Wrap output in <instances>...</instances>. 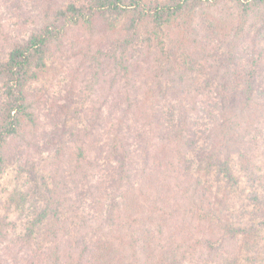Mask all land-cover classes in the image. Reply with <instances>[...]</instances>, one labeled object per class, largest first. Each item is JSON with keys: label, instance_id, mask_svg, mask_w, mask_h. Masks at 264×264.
<instances>
[{"label": "trees", "instance_id": "16d2710c", "mask_svg": "<svg viewBox=\"0 0 264 264\" xmlns=\"http://www.w3.org/2000/svg\"><path fill=\"white\" fill-rule=\"evenodd\" d=\"M8 1L0 0V19ZM229 1L230 28L229 19L221 24L209 15ZM39 6L47 17L40 32L25 41L0 34V166L32 147L48 154L50 185L32 231L44 228L54 264H189L199 248L223 257L242 228L220 209L208 173L239 186L232 154L252 165L249 153L264 139V0H44ZM111 15L130 23L112 26ZM148 26L150 42L160 46L138 45ZM157 52L162 63H151ZM174 53L206 66L203 87L217 109L207 110L213 116L206 145H198L188 120L199 110L182 96L181 105H160L183 92L173 74L187 71L172 61ZM57 56L74 66L65 101L48 103L34 80ZM82 113L87 127L61 129L63 119ZM259 176L262 186L251 201L253 213L264 217ZM9 225L0 214V242Z\"/></svg>", "mask_w": 264, "mask_h": 264}, {"label": "rangeland", "instance_id": "374dc122", "mask_svg": "<svg viewBox=\"0 0 264 264\" xmlns=\"http://www.w3.org/2000/svg\"><path fill=\"white\" fill-rule=\"evenodd\" d=\"M42 1L44 0H9L8 6L3 10V17L0 19V26L6 29L0 27V34H10L12 37L25 41L32 33L40 32L47 23V17L43 13L42 7L39 6ZM47 1L49 3L53 2V0ZM75 1L78 5H81L86 4L88 0ZM231 5L234 4L229 1L226 5H220V10L211 8L212 11L209 13L211 19H217L221 24L229 19L231 24L228 25V28H230L235 21L230 14ZM106 22L112 26L120 27L129 24L130 19L125 15H111L106 17ZM153 38L155 37L152 33V27H144L138 45L144 48L146 43L149 42L154 46H160L157 40L150 42ZM144 40H146V43H144ZM165 49H168L171 53L169 47L165 46ZM156 54L157 56L151 58V63L161 62L163 55H158V52ZM170 57L178 68L187 71V73L183 77H180L178 73L173 74V77H176L184 85V87H181L183 92L176 93V96L168 94L166 100L163 101V98L160 105L163 107L172 104L181 105L179 96H182L184 97V103L189 108L193 107V110H199V113L190 114L188 120L192 125V130L196 132L198 145H206L205 130L213 116L207 110H217L212 105V94L206 87H203L207 77L205 73L206 66L202 62H193L186 54L174 53ZM71 66H74L73 61L68 62L59 56L52 57L49 60L46 74L39 81L34 80L38 91L44 94L48 103L54 97L59 98L62 102L65 101L66 85L69 82L68 71ZM195 99L196 102H194ZM75 100L76 104H73V106L77 105L79 98ZM83 110L87 112V109ZM89 115L92 116V113H89ZM88 125L85 113H82L80 118L69 116V118L63 119L60 124L61 129L64 128V130L66 128H84ZM262 130L264 131V129ZM70 137L69 132L64 137L69 145L72 144ZM258 144L259 146L256 147L255 151L249 153V157L254 160L255 163L253 164L257 167L244 161L243 156L237 153L232 154L230 163L235 177L240 180L239 186H233L228 179L215 177L216 174H213V170L208 173V175H211L209 180L211 186L217 188L216 197L220 209L235 224L240 226L242 231L228 247V251L223 253V257L220 256L216 259L207 251L208 249L199 248L197 254H194L186 263L264 264V217L253 213L254 205L251 201L253 191L260 188L261 181L257 178L259 175H264V148H262L264 139L261 142L259 140ZM35 148H29L19 155L7 156V159L1 162L0 214L8 216L10 225L7 229L6 239L0 242V264H54V259L57 258V254L47 249L50 243L44 228L35 225L32 231L34 221L44 206L50 185L49 175H51L53 169L48 154L40 155L41 153L36 151ZM262 191H264V188ZM70 241L71 244L77 242L74 239H70ZM67 244H70V242H67ZM64 247L59 252V256L65 254ZM74 254L76 255V253ZM125 254L129 255V250ZM57 262L66 264L62 260ZM129 264L135 263L131 262Z\"/></svg>", "mask_w": 264, "mask_h": 264}]
</instances>
